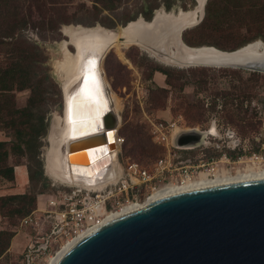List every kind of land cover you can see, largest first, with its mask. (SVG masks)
<instances>
[{
  "label": "rangeland",
  "instance_id": "obj_1",
  "mask_svg": "<svg viewBox=\"0 0 264 264\" xmlns=\"http://www.w3.org/2000/svg\"><path fill=\"white\" fill-rule=\"evenodd\" d=\"M206 3L200 20L182 32L181 35H185L189 42L182 38L185 44L213 46L228 51L239 47L238 43L243 40L264 42L260 37L251 40L256 35L264 36V22L261 21L264 14L251 10L264 6V0H218L212 5V18L209 19ZM196 5V0H118L115 10L98 11L92 0H0V34L5 31L8 35H15L18 42L24 37L30 44L38 45L42 56L37 58L44 62L37 66V73L46 77L49 87L46 104L49 113L40 147L47 186L39 193L45 197L37 198V203H40L38 208L48 209L45 202L48 195L56 197L53 208L56 211L73 204L79 207L86 205L88 209L97 204L105 211L117 210L118 207V194L107 195L109 184L101 190L86 189L59 181L46 169L50 125L56 116L64 118L63 80L57 69V60L74 53L73 46L67 44L66 34L61 30L71 26L100 25L119 31L128 22L145 19L144 15L152 17L158 11H190ZM216 19L219 22L216 23ZM17 44L19 46L14 48V53L23 54L22 45ZM9 49L6 45L0 46L1 65L9 61ZM155 66L170 72L169 83L163 73L153 71ZM101 67L119 117L116 130L120 145L116 159L122 167L133 161L151 175H158L153 179L156 188L176 179L183 180L187 177L185 175L195 177L200 172H236L248 167H264L263 73L252 75L251 71L230 67L174 66L132 44L116 45L109 50L102 59ZM158 87L163 90H158ZM29 94V89L15 91L16 104L25 105ZM157 122L173 124L172 136L175 131L191 128L208 131L214 126L215 130L213 134H206L203 142L193 148H178L173 142L172 146H166L154 138L152 128ZM159 159H166V165L158 172L155 166ZM20 162L23 161L15 158L7 165L14 171L13 165ZM114 164L111 170L116 169L117 160ZM117 170L111 172L115 174ZM36 189H40L39 184ZM149 193V188H142L137 195L129 194V198L144 201ZM119 198L122 201L124 197L119 195ZM99 215L105 216L103 213ZM20 219V216L6 218L8 228L17 237L12 248L9 246L0 256V264H12L18 260L30 236L34 235L32 228L20 225ZM44 227H49L48 221L44 222Z\"/></svg>",
  "mask_w": 264,
  "mask_h": 264
},
{
  "label": "water",
  "instance_id": "obj_2",
  "mask_svg": "<svg viewBox=\"0 0 264 264\" xmlns=\"http://www.w3.org/2000/svg\"><path fill=\"white\" fill-rule=\"evenodd\" d=\"M139 19L149 25L154 14L150 20L134 21ZM179 39L184 43L181 32ZM247 45L228 51L206 46L219 54H236L192 59L182 65L227 66L264 74V56L247 57L243 52ZM109 50L111 47L101 52L100 65ZM101 117L97 130L73 136L61 145L64 154L80 157L79 162L85 161L89 170L93 166L88 155L104 146L112 147L113 140L108 138L117 133V113L107 110ZM55 264H264V179L227 183L150 202L87 232Z\"/></svg>",
  "mask_w": 264,
  "mask_h": 264
},
{
  "label": "bare ground",
  "instance_id": "obj_3",
  "mask_svg": "<svg viewBox=\"0 0 264 264\" xmlns=\"http://www.w3.org/2000/svg\"><path fill=\"white\" fill-rule=\"evenodd\" d=\"M204 1L196 0L195 9L190 11L181 10L178 13L158 11L154 14V19L149 25H145L139 19L138 21H131L126 27H121L119 31L115 30V33L104 30L100 25L93 29H83L79 26L62 29L67 39H70L69 43L74 47V53L57 60V69L63 80L65 99L64 118L55 117L50 125L48 135L50 148L47 151L46 169L52 177L78 187L101 190L110 181L117 179L121 171L122 166L116 159L120 145L117 133L111 134L108 138L113 140L114 145L112 147L104 146L88 155V161L91 162L89 165L93 166L90 170L85 161L84 163L79 162L81 161L80 157L70 156L61 151V145H64L73 136L97 130L98 126L102 124L101 116L107 110L116 114V103L99 60L100 54L105 48L111 47L113 49L120 44L137 45L151 52L162 62L180 67H187L182 63L192 59L210 60L235 56L236 53L234 55L219 54L205 45L189 46L180 41V32L182 34L185 29L195 25L202 17L201 7ZM145 29H149L151 32H145ZM243 52L248 53L247 57L252 55L264 56V43L251 42ZM93 76L95 77V84L93 83ZM214 130V126H212L208 131H202L198 128L179 130L177 133L175 131L172 142L174 146L179 148H193L203 142L206 134H213ZM116 160V169L118 170L114 174L111 171H116V169L111 170V168L115 165ZM257 179H264V167L258 169L248 167L243 171H227L225 173L217 171L212 175L201 174L180 184L171 181L154 188V191L144 201L129 200L117 210L104 211L105 217L102 223L161 198L227 183ZM85 234H81L80 237ZM75 241H70L55 255L50 256L47 264H55Z\"/></svg>",
  "mask_w": 264,
  "mask_h": 264
},
{
  "label": "trees",
  "instance_id": "obj_4",
  "mask_svg": "<svg viewBox=\"0 0 264 264\" xmlns=\"http://www.w3.org/2000/svg\"><path fill=\"white\" fill-rule=\"evenodd\" d=\"M6 1L9 2V0ZM92 1L94 8L98 11H112L118 7V0ZM217 1H207L206 16L208 19L212 18V5L216 4ZM4 5L7 6V3H4ZM253 9L264 14V6L254 7L251 10ZM13 12L14 15L17 14L15 10ZM5 15L6 13L4 12ZM144 18L150 20L151 15H144ZM261 21L264 22V17ZM217 22L219 21L216 19ZM2 34H0V46L6 45L10 49L7 57L9 61L4 65L0 64V123L2 124L0 130L6 132L10 137V141L0 142V176L8 180L14 179L13 169L7 165L9 149L17 156L26 158L30 189L28 188L26 192L21 194L0 196V214L5 218L13 216H20L22 218L36 209L37 195L42 193L47 186V178L43 174L40 159V147L42 145L41 138L45 135L46 131L45 120L49 113L46 104L49 101L48 94L50 93L46 77L40 76L37 73V66L39 67L44 62L37 58L38 56H42L38 45L30 44L23 36L21 37L24 39L21 38V42H18V38L15 35H8L9 33L5 31ZM258 37L264 40V36L261 35H256L251 40ZM4 38H9V40H5ZM182 38L185 42L189 43L185 35H182ZM246 42L248 40H243L238 43V46H243L247 44ZM17 43L22 45L21 50L23 54L16 55L14 53V48L19 46ZM153 71L163 73L166 76L167 83H169L170 72L168 70L155 66L153 67ZM250 74L258 75L259 73L251 71ZM24 89H29L30 94L25 105L18 106L14 92ZM158 90L161 91L163 89L158 87ZM38 184L40 185V189H36ZM14 235L15 232L11 229L0 230V256L9 248Z\"/></svg>",
  "mask_w": 264,
  "mask_h": 264
},
{
  "label": "built area",
  "instance_id": "obj_5",
  "mask_svg": "<svg viewBox=\"0 0 264 264\" xmlns=\"http://www.w3.org/2000/svg\"><path fill=\"white\" fill-rule=\"evenodd\" d=\"M173 131V124L170 123L157 122L152 128L154 138L166 146H172ZM165 165L166 159H159L156 162V170L159 172ZM157 176L156 174L151 175L138 163L130 161L121 168L117 179L108 183L110 187L107 195L118 194L116 199L118 209L130 200L129 194L137 195L142 188H149L151 193L156 188V184L153 185V179ZM178 180L181 181V178ZM119 195L124 197L122 201ZM64 198L67 197L64 196ZM45 202L48 209L37 208L20 219V225L32 228L34 235L30 236L20 258L12 264H47L50 256L55 255L70 241L78 240L81 234L101 225L105 217L99 215L105 211L101 205L96 204L88 209L86 205L79 207L73 204L56 211L53 210L57 202L55 196L48 195ZM45 221H48L49 227H44Z\"/></svg>",
  "mask_w": 264,
  "mask_h": 264
},
{
  "label": "crops",
  "instance_id": "obj_6",
  "mask_svg": "<svg viewBox=\"0 0 264 264\" xmlns=\"http://www.w3.org/2000/svg\"><path fill=\"white\" fill-rule=\"evenodd\" d=\"M9 141H10V137L6 134V132L4 130H0V142H9ZM15 158H19L23 162L13 165V168H14V171H13L14 179L13 180H7L6 178L0 176V196L10 195V194H21V193L26 192L29 188L26 158L23 156H17L16 154L12 153L8 149V160H7L8 165L12 163V160H14ZM40 196H44V194H39L37 198H39ZM37 204H38L37 208L40 207L39 206L40 203H37ZM3 229H9L8 222L6 218L2 217V215L0 214V230H3ZM16 237L17 235H14V237L12 238L10 249L12 248Z\"/></svg>",
  "mask_w": 264,
  "mask_h": 264
},
{
  "label": "flooded vegetation",
  "instance_id": "obj_7",
  "mask_svg": "<svg viewBox=\"0 0 264 264\" xmlns=\"http://www.w3.org/2000/svg\"><path fill=\"white\" fill-rule=\"evenodd\" d=\"M216 172V171H215ZM214 172V173H215ZM227 172V171H226ZM214 173H211V172H200L197 176H195V177H189V176H187V177H189L188 179H186L187 177H185V178H183V180L184 179H186L185 181H187V180H190V179H193V178H196V177H198V176H200L201 174H214ZM223 173H225V172H223ZM182 181V180H181ZM181 181H176V182H178L179 184L180 183H183V182H181ZM168 184V183H167Z\"/></svg>",
  "mask_w": 264,
  "mask_h": 264
},
{
  "label": "snow or ice",
  "instance_id": "obj_8",
  "mask_svg": "<svg viewBox=\"0 0 264 264\" xmlns=\"http://www.w3.org/2000/svg\"><path fill=\"white\" fill-rule=\"evenodd\" d=\"M93 83L95 84L96 82H95V77L93 76Z\"/></svg>",
  "mask_w": 264,
  "mask_h": 264
}]
</instances>
